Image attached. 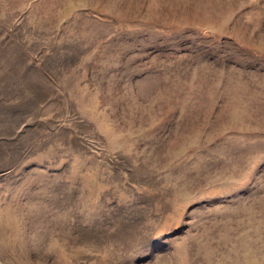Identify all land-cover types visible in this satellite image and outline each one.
<instances>
[{
	"label": "rangeland",
	"instance_id": "1",
	"mask_svg": "<svg viewBox=\"0 0 264 264\" xmlns=\"http://www.w3.org/2000/svg\"><path fill=\"white\" fill-rule=\"evenodd\" d=\"M0 264H264V0H0Z\"/></svg>",
	"mask_w": 264,
	"mask_h": 264
}]
</instances>
